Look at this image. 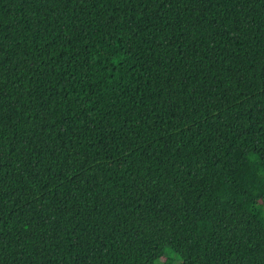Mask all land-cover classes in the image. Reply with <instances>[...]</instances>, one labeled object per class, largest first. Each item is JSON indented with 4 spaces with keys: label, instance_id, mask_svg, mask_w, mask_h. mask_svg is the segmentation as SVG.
Wrapping results in <instances>:
<instances>
[{
    "label": "trees",
    "instance_id": "1",
    "mask_svg": "<svg viewBox=\"0 0 264 264\" xmlns=\"http://www.w3.org/2000/svg\"><path fill=\"white\" fill-rule=\"evenodd\" d=\"M0 264H264V0H0Z\"/></svg>",
    "mask_w": 264,
    "mask_h": 264
}]
</instances>
